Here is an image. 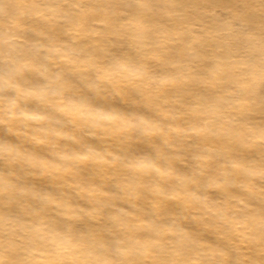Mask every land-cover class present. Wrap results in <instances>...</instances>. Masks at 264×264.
Instances as JSON below:
<instances>
[{
    "label": "clouds",
    "instance_id": "1",
    "mask_svg": "<svg viewBox=\"0 0 264 264\" xmlns=\"http://www.w3.org/2000/svg\"><path fill=\"white\" fill-rule=\"evenodd\" d=\"M155 10L175 27L149 22ZM190 13L214 14L174 0H0V264H230L189 221L227 241L232 264H264V158H244L264 153V30L210 32L225 51L209 57L186 39ZM112 38L135 57L97 56ZM194 82L208 93L173 95ZM129 102L159 118L118 106Z\"/></svg>",
    "mask_w": 264,
    "mask_h": 264
},
{
    "label": "rangeland",
    "instance_id": "2",
    "mask_svg": "<svg viewBox=\"0 0 264 264\" xmlns=\"http://www.w3.org/2000/svg\"><path fill=\"white\" fill-rule=\"evenodd\" d=\"M174 2L184 5L185 7L192 8L193 6L205 9L208 12L214 13L213 15L196 16L190 13L189 18L184 21L185 25H191V35L187 37V40H191L193 36H199L202 39L198 44L193 45L205 56H220L224 54L225 48L222 43L219 42V38H214L208 33L213 31H219L223 26L231 25L232 27H239L240 25L247 24L248 26L257 30H264V0H174ZM149 22L160 23L168 26L169 28L175 27L169 19L163 16L158 10H155L152 15L149 16ZM25 26L29 29H36L38 31H46L56 35L59 39L70 40V37L66 36L62 30V27L58 26L55 29H50L49 26L37 21H26ZM27 38L37 39L38 37L31 31L26 33ZM183 50V45H177L173 50V56ZM94 53L101 57H110L113 55L122 57H135V51L129 47L124 41L116 40L112 38L103 42L102 45L97 46L94 49ZM150 67L154 72L168 71V66L162 62L152 61ZM208 89L199 83H193L186 89L177 90L173 95L181 96L186 92L192 95H204L208 93ZM125 111L144 113L155 118H159L147 108L144 103H126L119 104ZM176 107V106H173ZM96 143V141H90ZM36 151H42L39 146H30ZM139 151H150L148 142H140L134 145ZM244 158L247 160H259L264 158V153L250 152L245 153ZM183 170L187 171V168ZM83 175L86 178L97 179L98 174L94 170H85ZM38 184H44V181H35ZM213 199L223 201L226 197L223 193L215 192L211 194ZM241 195H246L241 193ZM258 205L260 202L254 201ZM163 210L169 214H181L183 209L174 202H166L163 206ZM188 228L192 230L199 239L214 248H222L230 250L231 260L230 264L238 256V253L227 241L221 239L215 232L204 230L198 223L189 221ZM258 259L264 260V257Z\"/></svg>",
    "mask_w": 264,
    "mask_h": 264
}]
</instances>
